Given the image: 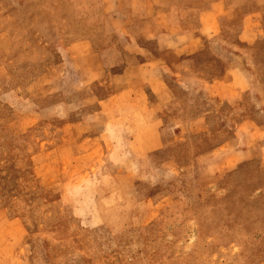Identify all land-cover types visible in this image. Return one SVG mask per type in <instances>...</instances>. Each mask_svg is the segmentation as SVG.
<instances>
[{
    "label": "rangeland",
    "instance_id": "1",
    "mask_svg": "<svg viewBox=\"0 0 264 264\" xmlns=\"http://www.w3.org/2000/svg\"><path fill=\"white\" fill-rule=\"evenodd\" d=\"M0 264H264V0H0Z\"/></svg>",
    "mask_w": 264,
    "mask_h": 264
}]
</instances>
